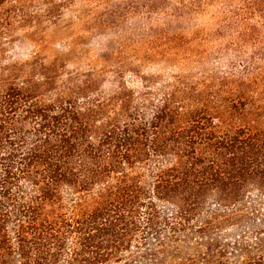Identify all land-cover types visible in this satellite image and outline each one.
<instances>
[{
    "label": "trees",
    "instance_id": "trees-1",
    "mask_svg": "<svg viewBox=\"0 0 264 264\" xmlns=\"http://www.w3.org/2000/svg\"><path fill=\"white\" fill-rule=\"evenodd\" d=\"M34 1L0 0V264H264V0Z\"/></svg>",
    "mask_w": 264,
    "mask_h": 264
},
{
    "label": "rangeland",
    "instance_id": "rangeland-1",
    "mask_svg": "<svg viewBox=\"0 0 264 264\" xmlns=\"http://www.w3.org/2000/svg\"><path fill=\"white\" fill-rule=\"evenodd\" d=\"M41 2L42 1L35 0L33 3L34 6H31L30 9H32L34 11L43 9V5L40 4ZM73 9H74V7H68V8L63 10L62 18L59 21L60 26H58L57 29L54 31L53 36L50 37V40H51L50 44L54 49L64 50V49H62L63 45H61V43L65 40L69 41V39L71 37H73L76 33V27L78 25L77 24L78 19L75 17L76 11ZM124 25H126V24L124 23ZM49 31H51V30H49ZM85 36L87 37L88 35L85 34ZM93 37L94 36L92 35L87 39L82 38V40L85 41V48L93 49V47H92V43L94 42ZM76 40L79 41L80 39H76ZM72 42H73V40H72Z\"/></svg>",
    "mask_w": 264,
    "mask_h": 264
}]
</instances>
